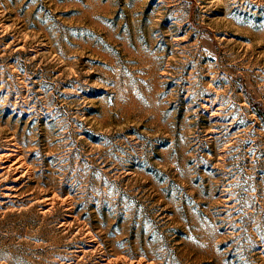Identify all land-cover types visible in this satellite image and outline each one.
I'll return each instance as SVG.
<instances>
[{
	"label": "rangeland",
	"instance_id": "1",
	"mask_svg": "<svg viewBox=\"0 0 264 264\" xmlns=\"http://www.w3.org/2000/svg\"><path fill=\"white\" fill-rule=\"evenodd\" d=\"M264 0H0V264H264Z\"/></svg>",
	"mask_w": 264,
	"mask_h": 264
},
{
	"label": "trees",
	"instance_id": "2",
	"mask_svg": "<svg viewBox=\"0 0 264 264\" xmlns=\"http://www.w3.org/2000/svg\"><path fill=\"white\" fill-rule=\"evenodd\" d=\"M259 114L262 115L264 117V113H262L261 111H259Z\"/></svg>",
	"mask_w": 264,
	"mask_h": 264
}]
</instances>
